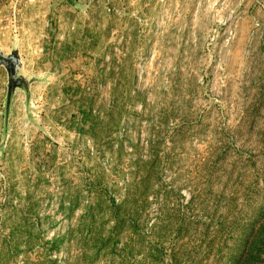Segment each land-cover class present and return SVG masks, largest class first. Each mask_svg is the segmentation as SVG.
I'll return each instance as SVG.
<instances>
[{
  "label": "rangeland",
  "instance_id": "1",
  "mask_svg": "<svg viewBox=\"0 0 264 264\" xmlns=\"http://www.w3.org/2000/svg\"><path fill=\"white\" fill-rule=\"evenodd\" d=\"M47 1L9 106L0 66V264H235L264 232V0Z\"/></svg>",
  "mask_w": 264,
  "mask_h": 264
},
{
  "label": "crops",
  "instance_id": "2",
  "mask_svg": "<svg viewBox=\"0 0 264 264\" xmlns=\"http://www.w3.org/2000/svg\"><path fill=\"white\" fill-rule=\"evenodd\" d=\"M47 4L49 5L47 0H8L0 8V48L3 50L2 43L9 42L10 53L17 49L22 58V47L19 43L29 33H40Z\"/></svg>",
  "mask_w": 264,
  "mask_h": 264
},
{
  "label": "trees",
  "instance_id": "3",
  "mask_svg": "<svg viewBox=\"0 0 264 264\" xmlns=\"http://www.w3.org/2000/svg\"><path fill=\"white\" fill-rule=\"evenodd\" d=\"M141 181L139 182L140 187L138 188V190L146 189V185L141 186ZM126 192H127L126 196L123 197L125 199L120 203L116 204L117 199L115 197H113V199L112 198L109 199L110 201L109 204L111 205L112 209H108V207L107 209L111 214V218L114 216V218L116 219L118 226L122 224V227H127V229L132 230L131 223H133V221L131 220L129 211H127L128 205L130 204L127 198L128 196H131V191L129 190V187ZM114 213L117 215H114ZM131 241L132 239H129V242ZM259 245L262 246L264 245V232L258 231V221H257L256 225H254L252 229L249 230V234L248 237L246 238L243 252L241 253L240 257L237 258L235 264H258V257H260L258 256Z\"/></svg>",
  "mask_w": 264,
  "mask_h": 264
},
{
  "label": "water",
  "instance_id": "4",
  "mask_svg": "<svg viewBox=\"0 0 264 264\" xmlns=\"http://www.w3.org/2000/svg\"><path fill=\"white\" fill-rule=\"evenodd\" d=\"M0 66L3 67L8 74L7 105L9 106L17 90H22L28 94L30 92V86L35 81L27 80L21 75L23 62L20 52L17 49L13 50L9 55H6L0 48Z\"/></svg>",
  "mask_w": 264,
  "mask_h": 264
},
{
  "label": "built area",
  "instance_id": "5",
  "mask_svg": "<svg viewBox=\"0 0 264 264\" xmlns=\"http://www.w3.org/2000/svg\"><path fill=\"white\" fill-rule=\"evenodd\" d=\"M8 0H0V8L7 3Z\"/></svg>",
  "mask_w": 264,
  "mask_h": 264
}]
</instances>
